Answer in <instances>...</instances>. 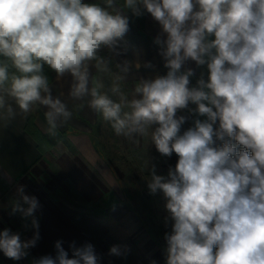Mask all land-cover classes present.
I'll list each match as a JSON object with an SVG mask.
<instances>
[{"label": "clouds", "instance_id": "clouds-1", "mask_svg": "<svg viewBox=\"0 0 264 264\" xmlns=\"http://www.w3.org/2000/svg\"><path fill=\"white\" fill-rule=\"evenodd\" d=\"M129 11L135 17L148 13L159 24L154 43L168 69L164 76L141 79L131 99L121 86L131 62L116 64L113 72L111 56L102 54H120ZM189 61L207 66V80L201 76L190 86ZM46 66L57 79L71 77V108L53 95ZM103 74L111 76L107 90ZM190 103L196 108L189 112L206 119L181 134L187 117L177 112ZM13 104L25 116L46 109L52 137L87 106L117 136H146L162 156L177 154L167 177L153 166L147 180L149 193L162 192L166 200L165 226L172 221L164 234L166 264H264V0H0L5 128L16 116ZM10 207L12 215L31 217L35 229L27 240L0 231V251L18 261L39 239L34 213L40 204L20 185ZM62 244L56 241L55 257L33 264H99L92 244H70L72 258ZM109 254L124 250L113 245Z\"/></svg>", "mask_w": 264, "mask_h": 264}, {"label": "crops", "instance_id": "crops-1", "mask_svg": "<svg viewBox=\"0 0 264 264\" xmlns=\"http://www.w3.org/2000/svg\"><path fill=\"white\" fill-rule=\"evenodd\" d=\"M87 2H102V0H87ZM119 2L122 5L123 0ZM127 15L129 31L119 41L117 51L120 54L109 53V55L112 58L113 72L117 71L116 64L124 60L131 62L132 67L122 82V85H130L128 90L124 91L131 99L134 88L141 79L150 80L157 76H164L168 69L159 55V46L154 43V38L160 31L159 24L148 13L135 17L129 11ZM214 38V36L210 37V39ZM138 64L139 68H137ZM148 64L151 66H146ZM185 67L194 70V76L190 78V86H195L201 76L207 80L206 65L198 67L194 61H189ZM103 77L107 90L111 86V76L103 74ZM71 82V77L66 75L51 84L53 95L61 96L62 100L68 102L69 108L73 103L68 100ZM113 98L116 99V97ZM13 107L16 110V116L8 127H3L0 122V231L7 228L13 233H20L22 240L33 237L35 229L31 227L32 218L25 220L19 213L11 214L10 202L16 197L17 187L23 185L25 194L37 197L40 204V208L34 213L39 223V239L36 246L28 250L29 255L18 261L7 258L0 251V264H33L34 260L45 255L55 257L56 241L63 242L62 246L68 252L69 258H72L70 244L74 242L76 247H82L90 243L94 246L99 264H125L123 261L127 257L125 255L126 238L124 234L118 233V229L116 230L112 223L120 222L121 226L126 223V226L130 228L128 224L130 221L142 223L146 221V218L151 217L149 207L161 205V199L156 195L160 193L163 196V193L150 194L144 179H150L153 166L157 175L167 177L169 169H174L178 162L177 154L173 153L171 157L162 156L148 137L135 136L131 138L134 147L133 159L138 158L139 161L127 172L121 169L114 173V170L104 166L103 180L89 162L93 154L92 126L97 122L99 115L87 106L82 110L74 111L72 118L59 129L58 135L52 137L46 132L47 123L44 116L46 109L40 108L34 111L37 124L53 143L54 156H51L41 153L37 142L25 129L28 118L33 112L25 116L14 104ZM195 108L196 105L190 103L188 109L177 112V116L187 117L181 126V134L193 127L196 119H206L195 112H189V109ZM104 125L112 128L105 121ZM218 125L217 121L214 127ZM221 143L216 142L217 145ZM60 147L62 151L59 150ZM47 158L57 162V166L54 165L55 168L48 166ZM55 171L64 175L68 183L74 185L80 192V199L77 198L74 204L55 196L60 189L58 185L52 186L53 181L48 180ZM45 174L49 176L46 177ZM121 174L128 180V187L132 190L130 194L132 193L135 197L127 195L126 198L122 193V187L125 188L126 185ZM113 189L118 191L121 189L120 194H113L111 192ZM103 204L104 208L110 207V210L103 213L98 210V207L102 208ZM129 205L139 211L138 218L136 211L132 212ZM134 226L138 232H134L132 263L151 264L155 261L156 264H166V245L158 244L156 236L150 234L144 225ZM113 245L121 246L124 254L110 255L109 250Z\"/></svg>", "mask_w": 264, "mask_h": 264}, {"label": "rangeland", "instance_id": "rangeland-1", "mask_svg": "<svg viewBox=\"0 0 264 264\" xmlns=\"http://www.w3.org/2000/svg\"><path fill=\"white\" fill-rule=\"evenodd\" d=\"M91 71L93 73V76L97 75L96 70L94 67H91ZM104 80V77H103ZM122 89L125 90L129 88L130 85L125 84L122 85ZM92 136H93V147H92V158L89 159V162L92 163L93 167L96 169V174H99L102 176L104 180V166H106L109 170H114V173L124 169L125 172L131 170L134 167V164L137 163L139 160L138 158L135 160L133 159V144L132 139L124 136H117L112 128H107L106 125H104L103 119L99 116L96 123L92 126ZM62 147L59 148L60 151ZM53 149V148H52ZM242 146L237 145V150H241ZM57 157V156H56ZM58 158V157H57ZM46 162L48 163V166L54 167L57 166V162H54V160H51L50 158H47ZM54 163V164H53ZM55 165V166H54ZM115 175V174H114ZM48 177L49 175H46ZM130 176V174H129ZM121 178L125 182L124 185H126L125 188L122 187V193H124V196L129 195V197H135L132 196V190L128 187V180L121 174ZM49 181H53L52 186L58 185V188L60 191L58 193H55V196L59 199H62L65 202L69 203H75V200L80 199V192L74 187V185H71L68 183L64 175L60 174L59 172L54 173V175L51 177H48ZM147 183V179H144ZM119 182H121L119 180ZM138 191V190H136ZM113 194H120L121 189L118 191L111 190ZM159 192V191H158ZM127 193V194H126ZM162 193V192H161ZM159 199H161V205L151 206L149 207L151 217L146 218V221L144 222H138V221H130L128 224L130 225V228L128 225L126 226V223L123 224L124 226L120 225L119 223H112L113 227L115 229H118L119 234H124L126 238V259L123 261L125 264H133V256H132V245L135 243V233L136 231L134 225H139L142 227L143 225L146 227V229L149 230L150 234L153 236H156L155 239L158 244H164L166 245L164 241V234L166 232L171 231V225L172 221L169 219L167 221V227L165 226V219L168 217V212L165 209L164 205L166 203L165 198L158 193L156 195ZM129 202V201H128ZM85 205V204H84ZM78 206V205H77ZM131 208V211H136L138 214L137 218L139 217V211L135 209L134 206L129 205ZM82 208V207H81ZM98 210H101L103 213L106 210H110V207L100 208L98 207ZM140 210L142 207H138ZM131 212V213H132ZM144 212V211H143ZM148 217V216H147ZM137 222V223H136ZM215 251V249H214Z\"/></svg>", "mask_w": 264, "mask_h": 264}, {"label": "trees", "instance_id": "trees-1", "mask_svg": "<svg viewBox=\"0 0 264 264\" xmlns=\"http://www.w3.org/2000/svg\"><path fill=\"white\" fill-rule=\"evenodd\" d=\"M102 54L105 56H110L107 50H105ZM110 66L113 69L112 63ZM45 73L49 76L50 84H52L57 79L56 74L52 70L48 69L47 66L45 67ZM25 129L27 133L30 134V136L37 142L38 148L43 155L50 154L51 156H54L52 151L53 143L37 124L35 112L29 116Z\"/></svg>", "mask_w": 264, "mask_h": 264}]
</instances>
